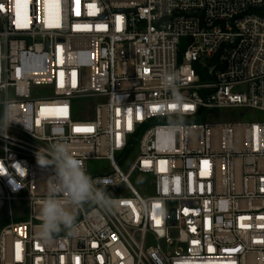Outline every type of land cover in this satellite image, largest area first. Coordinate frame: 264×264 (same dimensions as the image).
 I'll return each instance as SVG.
<instances>
[{"label": "built area", "instance_id": "1", "mask_svg": "<svg viewBox=\"0 0 264 264\" xmlns=\"http://www.w3.org/2000/svg\"><path fill=\"white\" fill-rule=\"evenodd\" d=\"M19 13L0 0V113L11 99L18 120L0 133V264H264V121L207 123L264 112V0H21ZM58 140L122 192L45 243L36 209L53 172L37 154Z\"/></svg>", "mask_w": 264, "mask_h": 264}, {"label": "clouds", "instance_id": "2", "mask_svg": "<svg viewBox=\"0 0 264 264\" xmlns=\"http://www.w3.org/2000/svg\"><path fill=\"white\" fill-rule=\"evenodd\" d=\"M165 86L170 89L171 97L167 102L174 111L179 112L185 98L179 90V76L166 72L163 76ZM0 113V133H7L13 122H18L16 105L11 99L2 101ZM41 168L52 169L53 175L45 182V195L37 204L35 225L36 236L47 243L61 232L74 236L78 231V213L88 206L111 211L114 200L107 193L110 183L107 179L93 178L85 170L80 159L73 156L66 141L58 140L37 154Z\"/></svg>", "mask_w": 264, "mask_h": 264}, {"label": "rangeland", "instance_id": "3", "mask_svg": "<svg viewBox=\"0 0 264 264\" xmlns=\"http://www.w3.org/2000/svg\"><path fill=\"white\" fill-rule=\"evenodd\" d=\"M257 121H264V112L248 107H229L213 110L211 115L207 118V123L211 124H233V123H251ZM170 122L165 120L163 123ZM182 122H197L192 120H183ZM204 123V120L200 121ZM136 154L123 161L119 162V166L123 171H127L131 162ZM90 167L104 173L108 170V163L106 161H93L90 162ZM129 181L131 185L141 192L143 195H152L153 180L150 176L134 172L130 175ZM107 193L111 196H115L122 192L121 188L106 189ZM27 208H24L21 204L13 205V214L18 215L20 213L27 214ZM17 220V219H16Z\"/></svg>", "mask_w": 264, "mask_h": 264}, {"label": "snow or ice", "instance_id": "4", "mask_svg": "<svg viewBox=\"0 0 264 264\" xmlns=\"http://www.w3.org/2000/svg\"><path fill=\"white\" fill-rule=\"evenodd\" d=\"M20 3H21V0H17V19L18 20L20 18V13H19ZM49 3H51V0H49ZM24 26H26V24ZM61 75H63V74L61 73ZM170 107L175 108L176 106L173 105V106H170ZM184 107H185V109L190 108V106H187V105H185ZM61 111H66V110L65 109H61ZM82 130L91 131V129H80V128H76L75 129V131H77V132H80ZM207 163H208L207 161L203 162V164H205V165H207ZM156 207L158 208L159 205H156ZM155 222H156L157 225H159V223H160V221L158 219ZM17 249H19V246H17ZM17 259H19V250L17 251Z\"/></svg>", "mask_w": 264, "mask_h": 264}, {"label": "trees", "instance_id": "5", "mask_svg": "<svg viewBox=\"0 0 264 264\" xmlns=\"http://www.w3.org/2000/svg\"><path fill=\"white\" fill-rule=\"evenodd\" d=\"M199 70V69H198ZM200 72V71H199ZM202 72H204V70L202 71ZM0 225H1V223H0Z\"/></svg>", "mask_w": 264, "mask_h": 264}]
</instances>
